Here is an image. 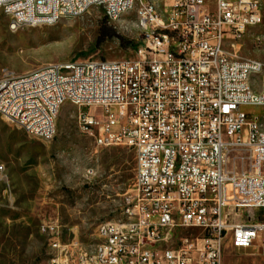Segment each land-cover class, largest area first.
<instances>
[{
    "label": "built area",
    "instance_id": "1",
    "mask_svg": "<svg viewBox=\"0 0 264 264\" xmlns=\"http://www.w3.org/2000/svg\"><path fill=\"white\" fill-rule=\"evenodd\" d=\"M0 0L11 31L53 25L91 8L109 24L135 9L140 45L130 59L52 63L0 74V119L50 140L61 106L96 148L134 153L122 218L96 226L85 248L62 240L57 220L39 233L47 264H223L224 241L264 258V222L236 219L264 209V63L236 57L260 0ZM123 19V26H126ZM32 97V105H23ZM93 108L83 112L81 108ZM247 109V110H246ZM179 232L176 239L172 234Z\"/></svg>",
    "mask_w": 264,
    "mask_h": 264
},
{
    "label": "rangeland",
    "instance_id": "2",
    "mask_svg": "<svg viewBox=\"0 0 264 264\" xmlns=\"http://www.w3.org/2000/svg\"><path fill=\"white\" fill-rule=\"evenodd\" d=\"M159 10L170 0H151ZM261 21L246 29L229 50L241 59L264 63V0ZM102 11L91 8L78 17L62 18L53 25L11 31L8 17L0 9V74H18L52 63L84 59L119 60L134 56L117 38L96 46ZM123 19L126 26H123ZM119 22L111 23L124 39L140 45L135 30V9ZM93 113L91 107L81 108ZM247 110V109H246ZM264 118V109H255ZM78 108L64 103L55 120L50 140L28 136L14 124L0 119V264H47L51 255L41 223L57 220L62 240L75 237L83 247L96 241L101 222L122 218L121 203L134 177L135 158L125 146L98 147L77 125ZM236 219L264 222V209H241ZM172 234V239L179 236ZM252 249L232 250L224 241L223 264H264Z\"/></svg>",
    "mask_w": 264,
    "mask_h": 264
},
{
    "label": "trees",
    "instance_id": "3",
    "mask_svg": "<svg viewBox=\"0 0 264 264\" xmlns=\"http://www.w3.org/2000/svg\"><path fill=\"white\" fill-rule=\"evenodd\" d=\"M111 38H117L120 44L127 48L131 47L132 49H136L138 47V44H134L131 41H128L124 39L122 36H120L115 29L112 27L111 24L107 22L105 18L100 21L99 27H98V33L95 38V44L96 46L101 45L105 40L111 39Z\"/></svg>",
    "mask_w": 264,
    "mask_h": 264
},
{
    "label": "bare ground",
    "instance_id": "4",
    "mask_svg": "<svg viewBox=\"0 0 264 264\" xmlns=\"http://www.w3.org/2000/svg\"><path fill=\"white\" fill-rule=\"evenodd\" d=\"M48 65H52V64H48ZM45 66H47V65H45ZM23 105H32V97H24L23 98Z\"/></svg>",
    "mask_w": 264,
    "mask_h": 264
}]
</instances>
